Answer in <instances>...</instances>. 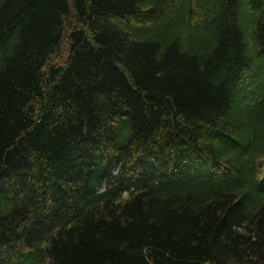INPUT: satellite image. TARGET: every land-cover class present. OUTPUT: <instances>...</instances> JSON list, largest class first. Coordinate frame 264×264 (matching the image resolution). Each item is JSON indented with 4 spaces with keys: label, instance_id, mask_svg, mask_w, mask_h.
I'll list each match as a JSON object with an SVG mask.
<instances>
[{
    "label": "trees",
    "instance_id": "obj_1",
    "mask_svg": "<svg viewBox=\"0 0 264 264\" xmlns=\"http://www.w3.org/2000/svg\"><path fill=\"white\" fill-rule=\"evenodd\" d=\"M0 264H264V0H0Z\"/></svg>",
    "mask_w": 264,
    "mask_h": 264
},
{
    "label": "rangeland",
    "instance_id": "obj_2",
    "mask_svg": "<svg viewBox=\"0 0 264 264\" xmlns=\"http://www.w3.org/2000/svg\"><path fill=\"white\" fill-rule=\"evenodd\" d=\"M61 54H62V58H63V60H64V59L66 58V57H65V56H66V46H64V47L62 46V47H61ZM63 60H62V61H63Z\"/></svg>",
    "mask_w": 264,
    "mask_h": 264
}]
</instances>
